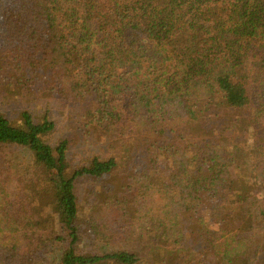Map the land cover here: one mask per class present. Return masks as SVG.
Masks as SVG:
<instances>
[{
    "label": "trees",
    "instance_id": "obj_1",
    "mask_svg": "<svg viewBox=\"0 0 264 264\" xmlns=\"http://www.w3.org/2000/svg\"><path fill=\"white\" fill-rule=\"evenodd\" d=\"M0 264H264V0H0Z\"/></svg>",
    "mask_w": 264,
    "mask_h": 264
},
{
    "label": "rangeland",
    "instance_id": "obj_2",
    "mask_svg": "<svg viewBox=\"0 0 264 264\" xmlns=\"http://www.w3.org/2000/svg\"><path fill=\"white\" fill-rule=\"evenodd\" d=\"M25 105L26 103L24 102V100H21L20 102H3L2 100H0V110L5 111L9 116L16 115V110Z\"/></svg>",
    "mask_w": 264,
    "mask_h": 264
}]
</instances>
